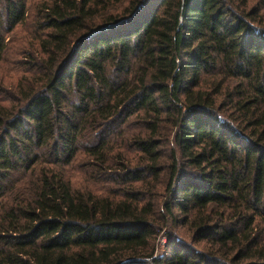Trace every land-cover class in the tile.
I'll return each mask as SVG.
<instances>
[{"label":"trees","instance_id":"1","mask_svg":"<svg viewBox=\"0 0 264 264\" xmlns=\"http://www.w3.org/2000/svg\"><path fill=\"white\" fill-rule=\"evenodd\" d=\"M0 264H264V0H0Z\"/></svg>","mask_w":264,"mask_h":264},{"label":"rangeland","instance_id":"2","mask_svg":"<svg viewBox=\"0 0 264 264\" xmlns=\"http://www.w3.org/2000/svg\"><path fill=\"white\" fill-rule=\"evenodd\" d=\"M159 246H158V251H157V255L160 257L162 255H165L167 254V250L166 248H164V245H165V241L164 239H159Z\"/></svg>","mask_w":264,"mask_h":264}]
</instances>
